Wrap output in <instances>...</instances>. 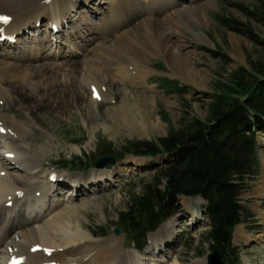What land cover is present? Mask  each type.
Returning a JSON list of instances; mask_svg holds the SVG:
<instances>
[{
	"label": "bare ground",
	"instance_id": "1",
	"mask_svg": "<svg viewBox=\"0 0 264 264\" xmlns=\"http://www.w3.org/2000/svg\"><path fill=\"white\" fill-rule=\"evenodd\" d=\"M149 1L115 0L112 4L100 5L94 0H0V17H7V20L0 19V47H4L0 49V219L3 221L0 225V264H138L137 250L123 245L122 234L100 240L82 224V214L74 205L73 194H81L87 189L93 195L98 194L100 189L90 187L94 179H84L74 173L75 178L55 181L57 175L49 172V180H44L43 186V180L40 182L44 166L41 158H44L46 149L34 145V132L21 119L23 115L19 109L17 113L5 115L2 110L7 111L6 107L1 109V104L3 100L10 103L12 99L15 105L31 113L38 110L49 113L44 105L48 107L49 102L55 103L56 100L58 108L80 103L94 113L96 107L87 97V89L94 92L93 95L102 94L103 98L109 90L118 89L121 92H118L117 105L114 104V120L130 131L145 132L151 127L162 130V124H155L149 118L151 110L147 109L146 103L132 95L131 105H142L141 112L145 114L139 120L133 117L130 110L133 106L128 104V98L125 99L128 92L117 87L120 82L116 75L140 85L146 83L145 78L152 71L148 65L153 52L152 55L164 58L175 75L195 80L194 76L201 71L195 68L191 52L184 49L177 27L184 23L181 14L197 9V6L183 5L171 9L168 6L174 0H160L165 10L162 6L152 9L153 21L148 16L129 17L138 6ZM44 40L47 46H44ZM140 46H143L142 51ZM72 54L80 59H67L55 66L52 62L30 65L35 61ZM62 66L65 67L63 72L54 70ZM61 74L64 76L59 79ZM10 106H7L8 110L12 109ZM109 170L103 167L93 172L100 182L111 187L116 182L117 172L115 168ZM42 188L45 190L40 192ZM36 191L40 192L39 197H32L31 193ZM25 198L30 199L36 208L27 210L33 215L32 219L26 218L24 212L19 217L23 218L19 220L22 223L8 226L14 207ZM196 198L202 201L200 197ZM200 215L194 212L193 218L198 220ZM39 219L42 222L32 226ZM179 228L181 226L175 218L151 233L150 255L168 259L170 255L165 247L160 248L171 242ZM12 231L14 234L18 232L19 236L14 239L10 236ZM3 243H6L5 247ZM143 255H146L145 251Z\"/></svg>",
	"mask_w": 264,
	"mask_h": 264
},
{
	"label": "rangeland",
	"instance_id": "2",
	"mask_svg": "<svg viewBox=\"0 0 264 264\" xmlns=\"http://www.w3.org/2000/svg\"><path fill=\"white\" fill-rule=\"evenodd\" d=\"M94 1L95 4L99 3L101 5L102 3L112 4L115 0ZM163 4L160 0H150L148 3L138 6V10L134 11L133 15L129 17L148 16L153 21L154 12H152V9H160ZM183 5L197 6V9L192 8L190 11L181 14L184 25L177 27L184 49L191 52L195 68L201 71L200 74L194 76L195 80L178 77L170 70L164 58L159 55H152L153 52L150 54L148 65L153 72L151 71L145 78L146 83L142 82L140 85L139 82H130L116 75L118 82H120L117 87L128 92L125 94V99H129L128 104L131 105L130 97L132 95L146 103L147 109L151 110L149 118L155 124L158 122L162 124L164 126L162 130L157 131L151 127L145 132L130 131L126 126L114 120L112 112H114V104L117 105L118 92H121L118 89L109 90L105 98L102 97V94L96 93L93 95L94 92L90 91V93L87 89V97L91 99L96 107L94 113L88 111L84 104L82 106L80 103H71V105L69 103L67 107L61 109L57 107L58 102L55 100V103L49 102L48 107L47 104L44 105L49 113L38 110L34 114L26 108L22 109L20 106L15 105L12 99L10 100L12 103L2 101L1 109L6 107L7 110H2L3 113H6L5 115L13 112L17 113L19 109L18 112L23 115L21 119L26 122L29 130L34 132V145L43 146L46 149L44 158H41L44 166L41 174L43 178L40 179V182L43 180L41 182L43 186L44 180H49V172H54L57 175L54 178L55 181H63L67 177L75 178L74 173L82 175L81 178L84 179H94V183L90 184V187L98 188L101 191L95 195L88 189L83 190L81 194L74 192L73 202L76 207L80 208L82 224L89 229L92 236L100 240L115 236L114 228H118L120 229L119 234H122L124 238L123 245L133 247V243L124 229L122 219V214L127 211L126 206L130 200L128 198L129 193L138 194L142 182L149 181L155 174L157 164L164 162L160 156L151 157L134 154L128 149L122 150V156L118 161L115 163L110 162L104 167L110 168L109 171L115 168L114 171L117 172L116 182L111 187L106 186L104 185L105 182H100L98 176L93 172L94 169H97L95 166L97 161L93 163L91 160V156L102 142L101 140L110 142L115 147L127 145L131 141L155 140L158 137L166 136L170 129L177 128L182 120L187 117L204 119L216 83L224 80L229 72L239 67L248 68L249 58L256 59L258 56H264V16L260 12L264 9V0H174V3H171L168 7L179 9ZM162 10H165V8L163 7ZM221 16L224 18L229 17L234 21H230L226 26L220 21ZM142 30H145V28H142ZM57 31L59 32L60 29H57ZM43 43L44 46H47L45 40ZM145 45L143 46L145 47ZM143 46H140L141 51ZM67 59L78 60L80 56L72 54L58 59L47 58L35 61L30 65L34 67V64L52 62L54 63L52 66H55ZM63 66L54 70H59L56 72L61 73L65 69ZM63 76L61 74L59 79H62ZM47 78L51 80L50 75H47ZM163 78L177 81L184 90L183 93L179 95L168 91L170 85L165 86ZM89 88L92 89L90 86ZM51 104L53 105L51 106ZM7 106L12 109L9 108L8 110ZM131 106L133 107L129 108H131L133 117L139 120L145 116L141 112L142 105L138 107ZM257 141L260 160L259 173L249 181L248 189L241 194L240 199L244 212H246L244 217L246 219L233 230V241L239 251L244 247H253V250L249 253L242 252L238 264H264V132H257ZM28 142H31V140ZM1 155L2 153L0 157ZM163 157H166V155ZM85 174L90 175L88 177L83 176ZM55 181L54 185H56ZM44 190L42 188L40 192ZM40 192L31 193V196L39 197L37 195ZM31 196L29 198H32ZM10 204V202L7 203L8 206ZM179 205L181 211L175 213L170 219L168 218L166 222L177 218L181 228L172 237L169 244L160 248L162 250L165 247L170 257L165 259L164 257L161 258L162 256L158 257L157 254L156 256L150 255L152 246L149 245V236L151 233L148 235L146 233L144 236L138 237L136 241L137 244L143 246L142 249L138 250L139 252L137 251L139 255L138 258L136 257L138 264H161L162 262H166V264H207V255L211 252L210 242L204 239L209 227L208 218L205 214H201L198 220L193 218L194 212L201 213L204 203L197 200V198L180 197ZM33 206L28 198L20 201L14 207V212L8 219V226H15L16 223H20L19 220L23 218L19 217L24 212H26V218L32 219L33 215H30L27 210L36 209ZM40 222H42V219L33 222L32 226ZM2 223L3 221L1 222L0 219V225ZM165 223L157 226L152 234L157 232ZM251 226L253 228H250ZM2 228L7 230L6 226ZM10 236L15 239L19 235L18 232L14 234L12 231ZM239 243L242 245L241 247H239ZM5 245L6 243L2 244L4 247ZM133 251L135 252V250ZM144 251L146 255H143ZM156 253H158V250ZM249 255L257 256L255 259L250 260Z\"/></svg>",
	"mask_w": 264,
	"mask_h": 264
},
{
	"label": "trees",
	"instance_id": "3",
	"mask_svg": "<svg viewBox=\"0 0 264 264\" xmlns=\"http://www.w3.org/2000/svg\"><path fill=\"white\" fill-rule=\"evenodd\" d=\"M260 12L264 16V9ZM220 18L224 25L234 21ZM162 80L170 85L167 90L171 93H183L177 81ZM214 89L204 119L187 117L155 140L131 141L119 147L101 140L91 160L119 159L125 149L152 157L166 155L152 178L142 182L139 193H129L122 219L130 241L137 246L138 237L155 231L178 213V195L201 196L209 222L204 239L211 248H219L226 264H238L232 234L246 219L240 196L260 168L257 132H264V56L249 58L248 68L229 72Z\"/></svg>",
	"mask_w": 264,
	"mask_h": 264
},
{
	"label": "water",
	"instance_id": "4",
	"mask_svg": "<svg viewBox=\"0 0 264 264\" xmlns=\"http://www.w3.org/2000/svg\"><path fill=\"white\" fill-rule=\"evenodd\" d=\"M112 160H113L112 157L101 158L99 159V161L95 163V166L104 167L105 164L111 162ZM114 232L118 234L119 229L115 228ZM207 264H226V262L223 260L221 256V251L217 247H214L212 251L207 255Z\"/></svg>",
	"mask_w": 264,
	"mask_h": 264
},
{
	"label": "snow or ice",
	"instance_id": "5",
	"mask_svg": "<svg viewBox=\"0 0 264 264\" xmlns=\"http://www.w3.org/2000/svg\"><path fill=\"white\" fill-rule=\"evenodd\" d=\"M0 19L7 20V17H0Z\"/></svg>",
	"mask_w": 264,
	"mask_h": 264
}]
</instances>
